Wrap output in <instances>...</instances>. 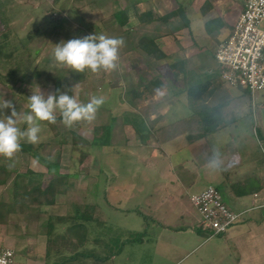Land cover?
Wrapping results in <instances>:
<instances>
[{
    "label": "crops",
    "instance_id": "0c3cea01",
    "mask_svg": "<svg viewBox=\"0 0 264 264\" xmlns=\"http://www.w3.org/2000/svg\"><path fill=\"white\" fill-rule=\"evenodd\" d=\"M243 5L236 0H138L121 7L127 17L124 26L114 17L117 11L100 15L99 26L94 32L89 28L90 22L87 23L89 29L75 26L69 34L73 38L104 34L123 37L125 46L119 51L114 71L93 74L86 70L80 73L79 80H70L73 89L67 92L87 102L93 95L105 99L95 120L84 123L90 129L95 127L97 120H104L103 125H98L99 136L104 128L110 129L109 143L99 147L100 166L95 169L96 175L104 177L105 205H111L110 199L117 200L122 188L130 186L137 168L147 167L158 173L163 186L164 181L173 179L163 188L167 195L162 205L166 201L167 205L176 203L169 189L179 194L183 191L190 197L209 185L218 191V186L222 187L230 209L235 212L254 209L219 239L229 248L228 254L234 257V264H264V160L261 151H254L250 139L235 135V119L243 120L244 112L230 111L226 106L222 109L225 111H216L212 122L219 129L205 136L200 116L202 106H215L217 89L211 72L216 74V80L220 78L218 65L208 61L205 46L213 44L216 47L230 35ZM146 12L152 13L150 22L140 24L138 16ZM170 13L178 14L159 21ZM142 39L153 40L161 58L147 55L140 46ZM212 58L214 60V52ZM206 82L209 86L204 96L191 99L189 88ZM260 102L263 109L264 100ZM260 115L258 132L264 138L263 110ZM185 149L190 151L186 153ZM214 157L219 162L218 169L209 166ZM79 170L72 164L68 174L78 175L82 173ZM204 175L210 176L211 182L197 191ZM71 186L70 183L66 187L71 190L57 194L51 206L54 210L50 217L54 220L51 234L46 232L39 242L36 239L20 248H8L14 251V264H91V260L97 264L106 263L100 257H91L90 250L86 253L84 250L93 222L90 221L92 209L100 206L86 196L72 198L71 195H75ZM75 188H81L88 197L91 192L98 191L95 184L85 182ZM190 191L194 192L189 194ZM183 197L181 195L180 200ZM179 217L185 218V215L180 211ZM161 229L159 236L166 231L176 235L188 232L166 224H162ZM193 231L199 234L196 228ZM192 236L181 235V243L193 244Z\"/></svg>",
    "mask_w": 264,
    "mask_h": 264
},
{
    "label": "rangeland",
    "instance_id": "374dc122",
    "mask_svg": "<svg viewBox=\"0 0 264 264\" xmlns=\"http://www.w3.org/2000/svg\"><path fill=\"white\" fill-rule=\"evenodd\" d=\"M135 1L138 0H0V99L13 100L17 110L25 112L28 110L27 98L36 91L35 86H39L44 93L72 90L70 80H79L82 74L56 65L53 46L61 41L74 39L69 34L73 33L75 26H82L84 30L90 28L94 32L99 26L100 15L111 14L125 4ZM236 1L245 3L244 0ZM80 16L84 19H80ZM89 22L92 26L88 28ZM217 45L205 46L208 61L213 65L216 64L212 54L215 53ZM211 75L214 76L213 81L217 89L215 106L217 103L221 106L219 111H225L222 109L226 106L230 111L244 112L243 120L235 119V135L250 139L254 151L260 150L263 157L264 138L258 132V122L260 123V111H264L260 102L264 100V91L252 98L246 89L231 88L220 78L216 80L217 76L213 72ZM78 100L87 103V100ZM254 101L256 105L253 108ZM4 114H8V111L5 110ZM56 115L58 120L59 112ZM105 119L108 123V116ZM84 123L86 124L85 121H80L69 128L61 121L56 124L41 122L39 142L33 145L22 141L21 145H29L37 156L59 164L58 174L68 176L67 180L64 179L65 181L57 186L60 193L69 190L70 188L66 187L71 183L75 195H71L72 198L81 199L86 196V199H91L100 206L92 209V217L97 221L90 225L85 253L90 250L89 254L105 260V264H234V257H230L229 248L219 237L205 241L204 235L194 233L195 228L198 230L200 217L187 193L181 191L179 194V191L168 188L172 191L169 193L174 196L176 203L167 205L166 201V205H162L161 202L167 195L163 188L169 181H173L172 178L168 182L164 181L163 186L158 173L147 167L137 168L131 176L130 186L122 188L117 200L111 198V205H105L102 191L104 177L95 174V169L100 166V149L83 143L92 142L95 131L98 134L100 132L98 125H103L104 120H97L95 129H87ZM187 151L190 150L184 152ZM81 153L86 156L78 165L77 160L81 158ZM14 160V166L9 167L13 162L0 157V181L6 180L5 184L0 185V249H13L17 246L20 248L33 240H42L43 235L48 232L47 221L54 213L51 206L57 196H53L52 205H45L44 200L48 198H43L39 192L33 191V188L37 187L35 174L44 175L39 184L40 190L45 189L50 181L57 179H54V175L47 174V169L36 158L20 151ZM73 163L82 173L75 176L68 174ZM109 178L110 176L107 177ZM15 181L16 186L13 185ZM84 182L95 184L98 191L91 192L88 197L81 188H75ZM210 182V176L204 175L196 190L202 189ZM218 188L225 202L222 187ZM181 195L184 196L182 200ZM225 204L227 205L226 202ZM180 211L185 218L179 217ZM51 222L54 223V220ZM162 224L183 228V231L188 232L176 235L166 231L163 236H159ZM142 232H145L144 238L141 242L136 241L137 235ZM181 235H193L195 242L182 244ZM112 255L117 256L111 258ZM91 261V264H97L93 263L95 260Z\"/></svg>",
    "mask_w": 264,
    "mask_h": 264
},
{
    "label": "clouds",
    "instance_id": "9594fccd",
    "mask_svg": "<svg viewBox=\"0 0 264 264\" xmlns=\"http://www.w3.org/2000/svg\"><path fill=\"white\" fill-rule=\"evenodd\" d=\"M124 46L123 37L92 34L53 46V59L56 65L77 73L86 70L93 74L111 72L117 68L119 51ZM35 87L36 91L27 98L28 110L25 112H19L13 100L0 99V116L3 117L0 118V157L13 162L9 167L14 166V157L22 150V141L33 145L39 142L41 122L56 124L57 112L62 124L69 128L80 121L92 122L105 103L103 96L93 95L87 103H82L67 91L44 93L39 86ZM5 110L8 114H4ZM22 125L26 127L22 128ZM209 166L220 167L215 157Z\"/></svg>",
    "mask_w": 264,
    "mask_h": 264
},
{
    "label": "built area",
    "instance_id": "2783aa9c",
    "mask_svg": "<svg viewBox=\"0 0 264 264\" xmlns=\"http://www.w3.org/2000/svg\"><path fill=\"white\" fill-rule=\"evenodd\" d=\"M214 60L227 86L244 88L252 98L264 91V0H245L230 35L218 43ZM189 200L200 217L198 229L205 241L223 236L254 209L231 210L212 185ZM14 257L13 250L0 249V264H14Z\"/></svg>",
    "mask_w": 264,
    "mask_h": 264
},
{
    "label": "trees",
    "instance_id": "16d2710c",
    "mask_svg": "<svg viewBox=\"0 0 264 264\" xmlns=\"http://www.w3.org/2000/svg\"><path fill=\"white\" fill-rule=\"evenodd\" d=\"M177 14L178 13H170L169 15L165 16L164 18L161 17L159 19V21L172 18V17L176 16ZM114 17H115L116 21L118 22V24L121 26H124L127 22L125 10L117 11L116 13H114ZM151 17H152V13H150V12L143 13V14L138 16L139 23L140 24H148L147 22H150ZM140 46H142V50L147 55L151 56L152 58H156V59L161 58V55L157 51V48H156L155 44L153 43V40L147 41L145 39L144 40L142 39L140 41ZM208 86H209V83L206 82L203 85L193 86V87L189 88L188 94H190V98L195 99L197 97L204 96ZM220 109H221L220 105H216L214 107H206L204 105L200 109V111H202L200 116H201L202 135L203 136H205L207 134H211L212 132H215L219 129L218 125L213 124L212 119L215 117V115L217 113L216 111L219 112ZM213 111H215V112H213ZM57 121H61L60 116L58 117ZM109 135H110V129L106 127L103 129V133L100 136L98 135L97 131H95V135H94L91 143H86L87 141H83V143L87 144L90 147H92V146H96V147L107 146L109 143ZM21 148H22L21 151L23 153H28L29 155H32L34 158H36V160L39 163L44 165V167L47 169V174L54 175V179L57 178L54 181L53 180L50 181L48 186L45 189L40 190L39 184H40L41 179L44 177V175L43 174H35L34 175V177L36 178L37 187H34L33 191L39 192L43 198H48V199L44 200L45 205H52L53 204V196L60 193V189L57 188V186H59V184H61V182L65 181L64 179L67 180L68 176L67 175L61 176L58 174L59 164L56 161L51 162V161L45 160L42 157L37 156L31 150L29 145H21ZM80 156H81V158H79L77 160L78 165L80 164V162H82L81 160H83L86 155H85V153H81ZM73 164L76 167L75 163H73ZM5 183H6L5 179L0 181V185H3ZM13 185L14 186L17 185L16 181L13 183ZM14 194H16V192H14ZM139 215L141 216L140 213H139ZM52 220H53V218H50L47 221V226H48L47 234H51L52 227H53V223L51 222ZM90 221H94V219L91 217ZM196 231L198 233H201L199 229ZM144 234H145V232L139 233L137 235L138 238H136L135 240L138 242H141L142 239L144 238L143 236H145ZM89 255L91 257L94 256L92 254H89ZM94 257H96V256H94Z\"/></svg>",
    "mask_w": 264,
    "mask_h": 264
}]
</instances>
